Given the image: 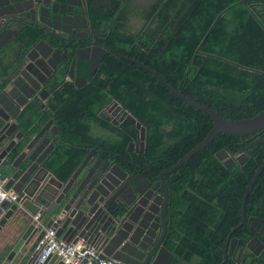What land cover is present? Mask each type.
<instances>
[{
	"label": "flooded vegetation",
	"instance_id": "af4514ba",
	"mask_svg": "<svg viewBox=\"0 0 264 264\" xmlns=\"http://www.w3.org/2000/svg\"><path fill=\"white\" fill-rule=\"evenodd\" d=\"M159 4L162 7L158 9ZM172 4V0H0V20L4 26L0 30V50L8 47L12 60L19 59L31 75V88L14 94L16 109L9 114L10 123L16 125L12 127L14 147H26L40 131L31 147L40 146L41 165L45 167L56 147L84 149V158L88 156V160L76 183L84 173L95 181L102 170L107 172L114 166L119 167L122 172H117V178L111 183L115 187L106 184L109 192L102 191L107 195L108 211L120 218L127 214L135 218L143 228L136 230L141 235L138 242L143 240L148 244L151 253L158 247V255L165 256L166 264H179L166 241L172 206L169 188L174 179V175H167L173 171L162 176L161 182L156 179L163 170L154 172L158 163L147 154L145 125L118 99L126 93L139 94L140 88L142 94L148 91L135 79H122L123 66L116 61L136 64L139 54L149 55V50L141 49L142 40L150 49L163 45L160 50L163 51L170 38L162 34L156 38L158 28L167 27V19L160 20V12L171 20ZM128 97L137 100L139 96ZM67 107L73 111L69 136L65 134L63 117ZM172 107L163 104L160 108L167 111L170 125L184 122L187 116L181 118ZM250 138H240L239 145L251 146L258 137ZM239 151L235 155L223 150L227 158L223 153L222 159H218L223 163L229 158L234 166L245 155ZM164 177L170 178L168 184L164 183ZM124 221L126 227L131 224L126 218ZM263 232L264 229L256 231L251 223L249 238L236 240L232 256L235 264L242 261L246 252L257 253L254 257L264 262V234H260ZM253 237L262 247L252 243L250 251L248 243Z\"/></svg>",
	"mask_w": 264,
	"mask_h": 264
},
{
	"label": "trees",
	"instance_id": "16d2710c",
	"mask_svg": "<svg viewBox=\"0 0 264 264\" xmlns=\"http://www.w3.org/2000/svg\"><path fill=\"white\" fill-rule=\"evenodd\" d=\"M172 3L173 26L165 13L157 10L160 20L167 19V27L164 30L159 27L156 38L159 34L167 35L168 44L161 52L163 45L150 49L142 40L141 49L149 50L150 54H139L137 61L157 72L185 97L193 98L198 105H209L228 119L242 120L258 114L264 109V0H172ZM230 5L233 6L228 8ZM224 9L227 10L216 17ZM116 61L123 66L122 79H135L148 91L142 94L140 88L139 94L126 93L118 99L145 125L147 154L157 161L154 172L158 173L171 167L205 137L211 119L169 93L141 66L128 60ZM133 95L139 96L137 100L128 97ZM163 104L169 108L173 105L171 109L187 119L170 125L167 111L160 109ZM64 111V130L69 136L73 111L71 107ZM263 132L264 128L254 134L261 137L262 143L248 147L247 143L239 145L240 138L218 133L206 147L167 175H174V179L169 188L172 206L166 241L171 245L168 249L175 262L219 264L224 258L225 240L240 222L246 185L264 158ZM21 149L22 145L14 148L8 156L9 162ZM220 149L235 155L241 149L246 161L227 169L216 156ZM84 154V149L79 147H56L46 169L57 180L65 182L81 164ZM0 175L5 178L3 173ZM167 177H164L165 184L170 179ZM244 218L243 225L229 239H248L251 223L264 222V169L248 193ZM232 259L228 256L224 264H235ZM239 264L264 262L246 252Z\"/></svg>",
	"mask_w": 264,
	"mask_h": 264
},
{
	"label": "water",
	"instance_id": "95a60500",
	"mask_svg": "<svg viewBox=\"0 0 264 264\" xmlns=\"http://www.w3.org/2000/svg\"><path fill=\"white\" fill-rule=\"evenodd\" d=\"M226 10H222L216 17ZM3 28L0 20V30ZM136 64L153 75L158 83L185 105L205 113L211 119L210 130L205 137L170 168L160 172L156 177L159 182L162 176L180 168L199 150L206 147L218 133L235 138L250 136L249 140H252L253 135L264 128V109L251 118L228 119L217 111H213L209 105H198L193 98L185 97L177 89L169 86L157 72L143 63L136 62ZM22 66L19 59L12 60L8 47L5 46L0 50V170L4 169L9 161L8 156L16 148L12 129L16 125L10 123L9 115L12 110L16 109L14 94L16 92L22 94L23 91L31 88L29 84L31 75L29 76L28 68ZM39 134L40 131L34 135L26 147L22 145L21 151L11 163L10 170L5 172L4 189L17 194L20 201L11 203L7 200H0V264H63L56 255L49 256L40 263L35 262L39 253L37 242L43 233V228L52 230L55 237L66 244L82 240L95 246L101 257L110 258L118 264H166L165 256L163 258L158 255V247L153 248V253H151L147 247L148 244L143 240L140 242L144 245L138 242L141 235L137 234L136 230L143 228L135 218L127 217L128 214L120 218L107 209V195L102 191L109 192L106 184L112 185L113 180L117 178V172L121 173L122 170L117 166L107 172L102 170L95 181L90 179L88 173H84L80 182L76 183L77 176L83 171L88 160L86 156L80 168L66 182H61L44 165H41L40 146L31 147ZM30 135H27V138ZM253 143L259 146L262 143L261 137L256 138ZM223 153L227 158V154L221 149L216 152L217 158L222 159L221 154ZM245 161L244 158L239 159L238 165H243ZM223 164L229 169L234 162L228 158L223 160ZM262 169H264V158L246 185L242 197L240 222L229 232L225 240L224 258L219 264H224L228 256H233L236 240L229 239V236L244 223L245 202ZM163 191L164 198L167 200L164 186ZM164 209L165 205L161 218ZM124 218L131 222L128 227L125 226ZM252 225L255 226L256 231L264 229V223L260 225L258 222H252ZM164 230L162 220V234ZM260 234L263 235L264 232ZM252 243L257 245L260 242L253 237L248 243L250 251H252L250 246ZM261 247L262 244H259V248ZM254 255L256 256L257 253Z\"/></svg>",
	"mask_w": 264,
	"mask_h": 264
},
{
	"label": "built area",
	"instance_id": "2783aa9c",
	"mask_svg": "<svg viewBox=\"0 0 264 264\" xmlns=\"http://www.w3.org/2000/svg\"><path fill=\"white\" fill-rule=\"evenodd\" d=\"M5 178L0 175V200H7L11 203H18L20 197L4 189ZM38 255L35 262L40 263L49 256L56 255L63 264H117L107 257H101L100 252L95 246L78 240L75 243H64L58 240L54 232L43 228V233L37 242Z\"/></svg>",
	"mask_w": 264,
	"mask_h": 264
},
{
	"label": "crops",
	"instance_id": "0c3cea01",
	"mask_svg": "<svg viewBox=\"0 0 264 264\" xmlns=\"http://www.w3.org/2000/svg\"><path fill=\"white\" fill-rule=\"evenodd\" d=\"M13 162V161H12ZM12 162H7V164H6V166L4 167V169L3 170H0V172L1 173H3L4 175H5V172H7L8 170H10V168H11V163Z\"/></svg>",
	"mask_w": 264,
	"mask_h": 264
},
{
	"label": "rangeland",
	"instance_id": "374dc122",
	"mask_svg": "<svg viewBox=\"0 0 264 264\" xmlns=\"http://www.w3.org/2000/svg\"><path fill=\"white\" fill-rule=\"evenodd\" d=\"M139 16H140V14H139Z\"/></svg>",
	"mask_w": 264,
	"mask_h": 264
}]
</instances>
